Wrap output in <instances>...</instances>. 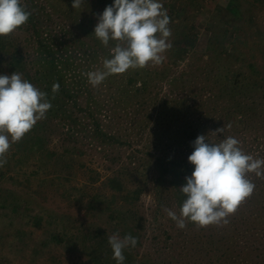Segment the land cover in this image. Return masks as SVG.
I'll use <instances>...</instances> for the list:
<instances>
[{
	"label": "rangeland",
	"instance_id": "rangeland-1",
	"mask_svg": "<svg viewBox=\"0 0 264 264\" xmlns=\"http://www.w3.org/2000/svg\"><path fill=\"white\" fill-rule=\"evenodd\" d=\"M40 1L53 24L68 26L70 33L66 39L76 42L77 38L85 47L95 45L103 56L106 47L93 32L99 16L114 0H84L76 9L72 8L73 0ZM161 3L170 17L172 47L164 53L160 65L129 69L125 77L157 72L150 81L152 98L167 97L170 103L176 99L191 106L188 118L202 117L208 126L205 136L211 142L232 136L240 141L239 146L246 154L264 159V143L256 149L253 142L255 137L264 136V0H161ZM8 36L0 41V46H6L0 51V75H11L7 61L15 48L26 57L33 55L36 48L29 42L28 32L18 29ZM133 105L131 100L126 110L131 112ZM236 107L250 117L247 130L228 129L222 136L212 135L223 127L224 113ZM143 108L156 115L152 102ZM35 134L41 136L42 148L29 152L25 143ZM152 134L149 130L145 136L151 140ZM62 137L57 120L46 114L22 140L12 144L20 145L17 155L13 157L10 148L7 163L0 167L3 173L0 264H89L83 250L85 234L122 235V226L113 223L105 210L110 201L120 211L129 207L145 217L142 245L136 252L142 264H200V258H192L195 250L188 248L180 254L177 246L171 247L172 236L175 238L179 233L171 229L166 212L163 211V217L154 216L150 178L155 172L150 158L143 159L150 166L146 176L133 182L124 175L131 168L130 150L120 149L118 162L112 163L94 149L95 145L84 147L82 155L65 152L72 144ZM111 177H120L128 188L143 187L140 200L125 205L120 194L109 189L107 179ZM100 198L106 200L104 205L98 201ZM33 219H40L39 228L32 225ZM59 233L71 236L72 243H50V235ZM185 236L186 233L182 238Z\"/></svg>",
	"mask_w": 264,
	"mask_h": 264
},
{
	"label": "trees",
	"instance_id": "trees-1",
	"mask_svg": "<svg viewBox=\"0 0 264 264\" xmlns=\"http://www.w3.org/2000/svg\"><path fill=\"white\" fill-rule=\"evenodd\" d=\"M21 5L26 6L31 15L19 29L29 33V42L32 41L36 48L33 55L26 57L14 45L17 48L9 53L7 69L10 74L21 73L24 79L47 93L52 105L47 114L57 120L62 138L72 144L64 151L82 155L84 147L95 145L94 149L116 163L120 149L130 150L128 165L131 168L124 175H128L133 182L146 176L152 163L155 175L150 178V185L155 199V218L163 217L165 208L178 212L185 199L179 188L193 171V166L188 162L193 148L189 146L198 136L206 135L208 128L202 117L190 120L188 116L192 107L176 99L170 103L167 97L152 98L150 81L157 76V72L146 71L144 75L134 73L127 77L125 72L107 77L99 86H91L82 73L99 69L104 59L111 58L110 49L115 43L109 42L102 56L95 45L85 47L77 38L76 42L66 39V34L70 33L68 26L53 24L46 6L40 0H21ZM3 39L0 37V41ZM5 47L1 45L0 51ZM53 84H59V91L55 94L52 93ZM131 100L134 111L129 112L126 105ZM149 101L156 115L143 108L149 105ZM249 118L236 107L224 113L221 123L225 131H240L246 127ZM148 122H152V127L156 128H151ZM229 124L231 127H226ZM149 130L153 133L151 140L145 136ZM263 137L259 135L254 138L256 149L260 143H264ZM19 146H11L13 157L17 155ZM25 148L29 152H38L42 148L41 136L31 135ZM147 158H150V166L143 161ZM255 158L259 157L255 155ZM0 175L3 173L0 172ZM249 179L255 184V190L251 197L241 203L235 214L228 217L226 226L197 228L187 223L184 229H178L175 221L170 219L171 229L179 233L175 238L172 236L171 247L177 246L180 254L188 248L195 250L192 258H200V264H264V177L249 174ZM107 185L110 190L120 194V201L125 205L137 203L144 192L140 185L125 187L120 177L108 178ZM98 201L104 205L106 200L100 198ZM123 207L120 206L121 209ZM118 208L113 207V201L105 205L110 220L122 226L121 236L131 235L138 241L135 248L124 249V264H142L136 252L142 245L145 217L129 207L123 211ZM31 222L34 227H40V219ZM185 233V238H182ZM108 237L105 232H89L83 236V250L89 264H116L112 259ZM71 240V236L65 237L61 233L50 235V243L57 245H67L72 243Z\"/></svg>",
	"mask_w": 264,
	"mask_h": 264
},
{
	"label": "clouds",
	"instance_id": "clouds-1",
	"mask_svg": "<svg viewBox=\"0 0 264 264\" xmlns=\"http://www.w3.org/2000/svg\"><path fill=\"white\" fill-rule=\"evenodd\" d=\"M84 0H73L72 8H80ZM31 15L21 0H0V37H6L25 25ZM170 17L161 0H114L105 7L94 28V36L105 47L115 42L110 57L102 68L82 73L88 83L99 86L111 75L124 74L129 69L160 65L164 53L171 49ZM59 91L53 84L52 93ZM52 107L47 93L23 78L19 72L0 75V167L7 163L12 144L18 143L38 121L46 118ZM224 127L211 134L222 136ZM226 127L230 128L231 125ZM200 135L192 143L188 162L193 166L191 176L179 188L185 197L179 211L165 209L178 229L187 223L197 228L210 225L226 226L228 217L255 190L249 174L264 177V159L246 154L235 137L228 136L218 143ZM137 239L116 232L108 237L112 259L124 264L126 248H135Z\"/></svg>",
	"mask_w": 264,
	"mask_h": 264
}]
</instances>
